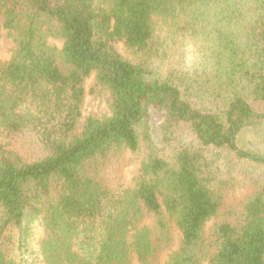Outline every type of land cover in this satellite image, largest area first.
<instances>
[{
	"label": "trees",
	"instance_id": "trees-1",
	"mask_svg": "<svg viewBox=\"0 0 264 264\" xmlns=\"http://www.w3.org/2000/svg\"><path fill=\"white\" fill-rule=\"evenodd\" d=\"M0 20V264H264V182L228 202L264 169V0H0Z\"/></svg>",
	"mask_w": 264,
	"mask_h": 264
},
{
	"label": "rangeland",
	"instance_id": "rangeland-1",
	"mask_svg": "<svg viewBox=\"0 0 264 264\" xmlns=\"http://www.w3.org/2000/svg\"><path fill=\"white\" fill-rule=\"evenodd\" d=\"M50 44L56 46L58 49H61L64 41L57 38H50ZM117 50L126 55V51L123 45L117 44ZM16 49V43L8 30L3 27V21L0 20V60L8 61L12 58ZM93 76L87 80V87H90L93 83ZM107 98L106 94H97V95H89L86 98L85 106H84V117L81 120V123L78 126V131L81 132L85 120L88 116H95L98 118H103L109 115V108L107 106ZM134 159L130 154H126L125 164L126 170H131L134 166ZM259 180L260 182H264V169L250 171L249 174H245V176L237 177V184L233 190H229L228 193V202L231 205H235L244 198L247 194L251 193L256 189V182ZM179 247L176 246V248ZM168 258H165L163 264H166ZM134 263L137 264L135 261Z\"/></svg>",
	"mask_w": 264,
	"mask_h": 264
},
{
	"label": "clouds",
	"instance_id": "clouds-1",
	"mask_svg": "<svg viewBox=\"0 0 264 264\" xmlns=\"http://www.w3.org/2000/svg\"><path fill=\"white\" fill-rule=\"evenodd\" d=\"M194 58H195L194 54H193V52L190 49V51H189V61L193 60Z\"/></svg>",
	"mask_w": 264,
	"mask_h": 264
}]
</instances>
